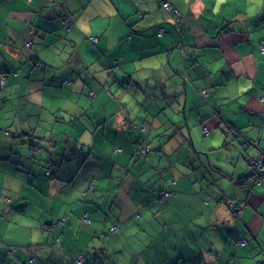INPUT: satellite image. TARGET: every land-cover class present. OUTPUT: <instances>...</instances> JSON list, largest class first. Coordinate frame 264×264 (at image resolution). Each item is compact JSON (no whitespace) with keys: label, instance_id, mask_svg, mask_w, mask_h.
Returning <instances> with one entry per match:
<instances>
[{"label":"crops","instance_id":"obj_1","mask_svg":"<svg viewBox=\"0 0 264 264\" xmlns=\"http://www.w3.org/2000/svg\"><path fill=\"white\" fill-rule=\"evenodd\" d=\"M262 44L264 0H0V264H264Z\"/></svg>","mask_w":264,"mask_h":264},{"label":"built area","instance_id":"obj_2","mask_svg":"<svg viewBox=\"0 0 264 264\" xmlns=\"http://www.w3.org/2000/svg\"><path fill=\"white\" fill-rule=\"evenodd\" d=\"M162 8L171 13L174 17H175V21L177 22V11L175 9H172L170 7V5L166 2H164L162 4ZM65 23H68V20H64ZM162 31V30H161ZM91 41L95 42L96 41V38H91ZM263 43V42H262ZM28 46V45H27ZM261 52L264 53V46L262 44V47H261ZM5 83V78L3 76H1L0 78V88L3 87ZM91 96H93L92 93H89ZM201 94L203 96L206 95V92L205 91H201ZM203 132L206 133L207 132V129L206 128H203ZM147 148L143 149V152H147ZM250 164H251V167L253 168V172L255 174V178H254V182L255 183H260L261 181V174L264 172V152H260L258 153V155H256L255 157H253L251 160H250ZM162 196L164 197H167L169 196V192L168 191H163L161 193ZM245 205V202L244 201H238V202H229L228 203V206H229V210L232 212V215H234L238 210H241V208ZM114 230V227H112L110 229V232H112ZM247 241L246 240H239V241H236V245L237 246H240V245H244L246 244ZM82 260L81 259H77L75 261V264H82Z\"/></svg>","mask_w":264,"mask_h":264},{"label":"bare ground","instance_id":"obj_3","mask_svg":"<svg viewBox=\"0 0 264 264\" xmlns=\"http://www.w3.org/2000/svg\"><path fill=\"white\" fill-rule=\"evenodd\" d=\"M164 3V2H163ZM162 3V4H163ZM166 3H168V2H166ZM169 4V3H168ZM170 5V4H169ZM170 7L172 8V9H174L171 5H170ZM161 8H162V5H161ZM163 9V8H162ZM164 10V9H163ZM176 10V9H175ZM165 11V10H164ZM177 11V10H176ZM167 12V11H166ZM168 14H170L171 16H172V18H173V20H174V22H175V24H178L179 23V13H178V11H177V22L175 21V17L171 14V13H169V12H167ZM66 20V19H65ZM65 23V22H64ZM162 30V29H161ZM159 31V33H161L162 31ZM91 38H94V37H91ZM91 38H90V40H91ZM97 40V39H96ZM93 42V41H92ZM29 46L30 44L29 43H27L26 44V46ZM10 74H14V72H11ZM1 76H3L4 78H5V81H6V78H7V76H6V74H0V78H1ZM4 85H5V83H4ZM4 85H3V87H4ZM3 87H1L0 88V90L3 88ZM200 93H201V91H200Z\"/></svg>","mask_w":264,"mask_h":264},{"label":"trees","instance_id":"obj_4","mask_svg":"<svg viewBox=\"0 0 264 264\" xmlns=\"http://www.w3.org/2000/svg\"><path fill=\"white\" fill-rule=\"evenodd\" d=\"M254 173V172H253ZM50 174H51V165H49L46 169H45V176L46 177H49L50 176ZM264 174V172L261 174V178H262V175ZM254 178H255V174H254ZM162 197H164V196H162ZM229 203V202H228ZM240 240V239H239ZM239 240H237V241H239ZM247 241V240H246ZM236 243V242H235ZM247 244V243H246ZM246 244H244V245H246ZM235 246H237L236 244H235ZM240 246H242V245H240Z\"/></svg>","mask_w":264,"mask_h":264},{"label":"water","instance_id":"obj_5","mask_svg":"<svg viewBox=\"0 0 264 264\" xmlns=\"http://www.w3.org/2000/svg\"><path fill=\"white\" fill-rule=\"evenodd\" d=\"M257 155H258V154H257ZM254 157H255V156H254ZM252 158H253V157H252ZM252 158H251V159H252ZM251 159H250V160H251Z\"/></svg>","mask_w":264,"mask_h":264}]
</instances>
